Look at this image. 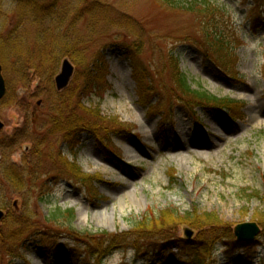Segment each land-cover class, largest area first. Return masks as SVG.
Masks as SVG:
<instances>
[{"label":"rangeland","instance_id":"374dc122","mask_svg":"<svg viewBox=\"0 0 264 264\" xmlns=\"http://www.w3.org/2000/svg\"><path fill=\"white\" fill-rule=\"evenodd\" d=\"M54 1L60 16L67 7L79 14L92 4L101 7V16L92 21L72 14L56 34L77 39L86 62L102 56L103 73L85 91L77 87L81 103L124 124L127 134L108 128L97 138L84 134L70 152L61 135L49 134L53 117L45 85L58 92L54 78L68 58L51 72L43 65L27 70L25 88L17 72L8 73L0 101V146L6 147L0 168L16 167L24 186H10L0 169L5 214L0 237L8 233L9 221L29 227L4 243L0 264H187L196 251L185 246L195 243L197 231L159 220L161 212L173 209L181 215L214 213L226 224L227 238L216 243L211 264H264V229L257 219L264 211L258 200L264 199V0H208L218 8L213 20L163 0L49 2ZM17 9V0H0V35L16 29L30 38L36 28L30 21L17 27ZM120 17L130 29L110 25ZM202 27L218 34L226 47L208 50ZM127 45L141 47L133 60ZM171 59L193 90L236 101L233 118L181 102ZM73 67L67 88L86 74L83 65ZM69 164L90 178L87 184L72 179ZM56 208L74 210L73 218L52 220ZM245 223L259 228L250 242L234 235ZM185 228L193 232L190 241ZM111 235L121 239L110 243Z\"/></svg>","mask_w":264,"mask_h":264},{"label":"trees","instance_id":"16d2710c","mask_svg":"<svg viewBox=\"0 0 264 264\" xmlns=\"http://www.w3.org/2000/svg\"><path fill=\"white\" fill-rule=\"evenodd\" d=\"M80 4L82 2H88L90 0H75ZM99 1V0H92ZM18 9L17 16L19 20V26H23L26 22L32 23L36 30L33 35L29 38L26 35H19L16 33V29L12 33L1 36L0 35V61L3 67L4 78L8 73L12 74L17 72L20 76L19 85L26 87L25 80L27 77L23 76L29 69H38L43 65L46 70L54 71L58 66L61 58H68L77 68L83 65L85 67V76L81 79L84 81L81 83L80 79L76 80L77 86L72 88L74 82L64 90L63 92H56L53 87H50L45 83L48 88V95L50 96V104L48 106V112L53 118L49 120V134L61 135L62 142H64L70 152L71 150L77 149L81 143V137L84 134L92 135L97 138V135L110 131L115 134L123 135L127 134V129L124 124H121L116 119H106L99 115L98 111L86 109L81 103V94L78 92L77 87L82 86L85 91V86L90 87L95 80L100 76L106 69V64L103 61L101 55H98V59H90L86 62L83 56V48L80 46L77 39H72L66 32L65 35H57L56 30L59 29V25L68 22L71 15L76 16L75 20L86 17L89 20H94L100 17L102 12L101 7L97 4H92L90 7L85 8V14H79L76 10L71 13L70 7L63 10L61 16L57 14L56 1L47 2L44 0H17ZM163 3L171 8L178 10H185L187 12L203 14L209 16L211 20L217 15L218 8L211 4L208 0H163ZM60 16V18H58ZM80 17V18H79ZM91 18V19H90ZM104 18V17H103ZM123 18V16H122ZM122 18H117V22L110 21V25L123 26L130 29V23L122 22ZM46 20L53 21L52 25L47 29L42 26ZM52 27V28H53ZM124 27V28H125ZM55 30V31H54ZM16 33V34H15ZM202 33L207 42V49L210 51H221L226 45L222 42V38L218 34L213 33L207 27H202ZM132 43L131 45H133ZM81 49V51L79 50ZM206 49V50H207ZM128 59L133 60V57L140 54L141 47L134 45L126 46ZM220 56V55H219ZM171 69L173 72L174 88L178 89L181 93V102H190L195 107H206L219 113L226 111L225 116L232 119L234 112L230 109H234L237 106V102L231 99H218L215 98L205 91L193 90L187 80V78L178 70V64L174 59H171ZM13 63L14 70L9 72V64ZM44 71V70H43ZM84 79V80H83ZM137 80L136 78H134ZM21 83V84H20ZM75 84V85H76ZM38 88V86H37ZM233 114V116H232ZM106 127V128H105ZM108 128V130H107ZM39 147V144H38ZM5 146H0V151L3 152ZM71 174L72 179L87 184L90 180L88 176L80 173L79 168H75L70 164L67 165ZM2 175L8 184L13 186L15 189L23 188L22 173L16 167L12 165L1 166ZM174 175V171H170V178ZM93 178V177H92ZM98 179L95 177L93 180ZM257 195V194H256ZM251 197V196H249ZM257 197V196H255ZM261 198V197H260ZM259 201L264 203V199ZM67 215L70 220L73 218L74 210L61 211L60 208H56L51 214L52 220H58ZM161 220L163 223L170 225L171 223L179 225H187L197 231V235L194 239L195 243L192 245H186L187 248L195 249L196 253L192 254V258L187 264H211L210 260L213 256V252L216 243L220 240L226 239L227 235L223 236L222 228H225L226 224H223L218 216L214 213H199L197 210L187 212L183 215L179 214L177 210H169L161 212ZM257 219L259 220V227L264 229V211L259 213ZM9 221V231L1 238L0 237V253H3L4 243H10L19 238L23 231L29 227L25 222H11ZM153 225H155L153 223ZM139 227H144L139 225ZM152 227L148 226L147 228ZM106 235V233L104 234ZM226 237V238H225ZM121 236H112L109 240L110 243L113 241L120 240ZM193 241V242H194ZM241 246L243 245L240 244ZM249 244H244L242 247H248Z\"/></svg>","mask_w":264,"mask_h":264},{"label":"water","instance_id":"95a60500","mask_svg":"<svg viewBox=\"0 0 264 264\" xmlns=\"http://www.w3.org/2000/svg\"><path fill=\"white\" fill-rule=\"evenodd\" d=\"M74 73V67L68 59H64L61 62L60 71L54 78V85L58 92H61L67 88ZM6 86L2 76V67L0 65V101L5 97ZM39 105V103H38ZM4 125L0 121V132L3 130ZM18 201L13 202V209L17 212ZM4 212L0 210V222L4 219ZM259 234V228L255 223H245L235 227L234 235L239 241H252L253 238ZM193 232L187 228L184 229V237L190 241L192 239Z\"/></svg>","mask_w":264,"mask_h":264},{"label":"bare ground","instance_id":"6f19581e","mask_svg":"<svg viewBox=\"0 0 264 264\" xmlns=\"http://www.w3.org/2000/svg\"><path fill=\"white\" fill-rule=\"evenodd\" d=\"M198 146H204V145H198Z\"/></svg>","mask_w":264,"mask_h":264}]
</instances>
